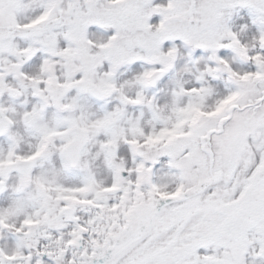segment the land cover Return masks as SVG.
Instances as JSON below:
<instances>
[{
	"label": "snow or ice",
	"instance_id": "snow-or-ice-1",
	"mask_svg": "<svg viewBox=\"0 0 264 264\" xmlns=\"http://www.w3.org/2000/svg\"><path fill=\"white\" fill-rule=\"evenodd\" d=\"M0 264H264V0H0Z\"/></svg>",
	"mask_w": 264,
	"mask_h": 264
},
{
	"label": "rangeland",
	"instance_id": "rangeland-1",
	"mask_svg": "<svg viewBox=\"0 0 264 264\" xmlns=\"http://www.w3.org/2000/svg\"><path fill=\"white\" fill-rule=\"evenodd\" d=\"M240 16H246V13H245L244 10H241V12H240ZM154 19H155V18H154ZM234 19L237 20V21H239V16L234 17ZM93 27H94V26H93ZM93 27H91V28L89 29L90 32H91V30H92ZM94 28H95V27H94ZM95 31H96V29H95ZM177 43H178V42H177ZM223 51H224V50H222V52H223ZM198 54H204V55H207V53H202L201 50H197V52L194 53V55H198ZM185 59H186V54H185L184 56H181L180 58H178V73H179L178 78H180V79H187V78H188V75H189L188 73L179 72V69L183 67V64H184V62H185ZM193 71H195V69H193ZM164 79H166V78H164ZM221 83H222V82H221ZM160 95H163V93H161Z\"/></svg>",
	"mask_w": 264,
	"mask_h": 264
},
{
	"label": "bare ground",
	"instance_id": "bare-ground-1",
	"mask_svg": "<svg viewBox=\"0 0 264 264\" xmlns=\"http://www.w3.org/2000/svg\"><path fill=\"white\" fill-rule=\"evenodd\" d=\"M91 31H95V30H94V28H92V30H91Z\"/></svg>",
	"mask_w": 264,
	"mask_h": 264
}]
</instances>
